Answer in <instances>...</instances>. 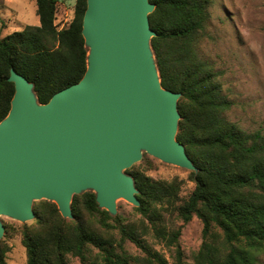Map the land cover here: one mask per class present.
<instances>
[{"label":"trees","instance_id":"obj_1","mask_svg":"<svg viewBox=\"0 0 264 264\" xmlns=\"http://www.w3.org/2000/svg\"><path fill=\"white\" fill-rule=\"evenodd\" d=\"M149 1L155 5L148 15L155 33L150 45L162 87L180 93L176 140L196 168L190 171L194 190L177 205V179L154 181L134 166L127 169L138 191L134 210L147 220L139 226L100 209L93 192L73 196L71 220L62 218L53 202L34 203V220L21 225L26 264H68V255L82 264H256L257 253L264 250V134L246 132L225 118L232 104L222 93L218 73L197 54L209 0ZM57 2L35 0L39 26L0 38V122L14 94L11 69L33 84L40 104L79 82L86 71L88 50L81 31L87 2L74 0L73 18L62 30L54 23ZM158 207L174 208L184 223L194 215L203 224V241L192 263L182 260L180 230L167 232L159 225ZM151 231L174 249L171 262L147 243ZM126 241L144 256L129 254ZM9 250L1 240L0 264H7Z\"/></svg>","mask_w":264,"mask_h":264},{"label":"water","instance_id":"obj_2","mask_svg":"<svg viewBox=\"0 0 264 264\" xmlns=\"http://www.w3.org/2000/svg\"><path fill=\"white\" fill-rule=\"evenodd\" d=\"M87 68L79 82L40 104L33 84L10 70V110L0 122V215L35 218L34 201L73 219L74 195L93 192L116 215V201L139 206L126 173L143 153L196 171L176 140L180 93L161 85L150 39L149 0H86ZM5 228L0 221V239Z\"/></svg>","mask_w":264,"mask_h":264},{"label":"rangeland","instance_id":"obj_3","mask_svg":"<svg viewBox=\"0 0 264 264\" xmlns=\"http://www.w3.org/2000/svg\"><path fill=\"white\" fill-rule=\"evenodd\" d=\"M74 3V0H58L55 25L63 28L69 25L73 18ZM207 11L209 19L202 37L196 43V51L199 58L218 73L222 93L232 104L224 116L246 132L261 131L264 134V0H209ZM38 25L35 0H0V38L21 31L26 26ZM133 166L154 181L170 182L177 179L180 182L177 205L182 204L194 190L190 171L164 163L146 153ZM41 201L46 200L34 203ZM116 211V215L121 216L125 223L137 226L147 223L134 210V206L123 199L116 201ZM157 212L161 214L159 225L165 227L167 232L180 230L177 243L182 260L192 263V257L203 241L201 221L193 215L189 222L184 223L174 208L158 207ZM0 221L6 226L0 241L4 240L10 247L6 263L26 264V250L21 243V225L25 223L1 215ZM94 226L97 227L95 222ZM110 234L116 240L120 239L117 230H112ZM145 238L168 262L172 261L174 249L167 246L164 240L156 237L153 231ZM123 247L133 256H144L129 241L123 243ZM96 252L94 249L93 253ZM67 260L68 264H82L71 255L67 256ZM256 264H264V250L257 253Z\"/></svg>","mask_w":264,"mask_h":264},{"label":"built area","instance_id":"obj_4","mask_svg":"<svg viewBox=\"0 0 264 264\" xmlns=\"http://www.w3.org/2000/svg\"><path fill=\"white\" fill-rule=\"evenodd\" d=\"M56 26H57V25H56ZM62 29H63V27H58V26H57V30H62Z\"/></svg>","mask_w":264,"mask_h":264},{"label":"crops","instance_id":"obj_5","mask_svg":"<svg viewBox=\"0 0 264 264\" xmlns=\"http://www.w3.org/2000/svg\"><path fill=\"white\" fill-rule=\"evenodd\" d=\"M39 26V25H38Z\"/></svg>","mask_w":264,"mask_h":264}]
</instances>
